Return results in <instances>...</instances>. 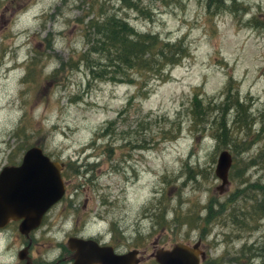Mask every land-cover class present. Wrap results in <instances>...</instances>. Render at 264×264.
Instances as JSON below:
<instances>
[{"label": "rangeland", "instance_id": "obj_1", "mask_svg": "<svg viewBox=\"0 0 264 264\" xmlns=\"http://www.w3.org/2000/svg\"><path fill=\"white\" fill-rule=\"evenodd\" d=\"M113 15L190 56L167 80L93 76L91 20ZM100 56L90 64L110 72ZM32 146L70 164L72 187L98 189L90 228L140 264L198 240L201 264H264L252 211L264 195V0H0V167ZM223 151L233 165L220 193Z\"/></svg>", "mask_w": 264, "mask_h": 264}, {"label": "flooded vegetation", "instance_id": "obj_2", "mask_svg": "<svg viewBox=\"0 0 264 264\" xmlns=\"http://www.w3.org/2000/svg\"><path fill=\"white\" fill-rule=\"evenodd\" d=\"M61 163L64 165V196L45 213L40 225L21 230L22 221H11L0 228V253L8 258L2 264H96L99 253L124 255L131 252L126 244L117 245L113 238L106 240V233L90 228L96 200L93 192L98 189L72 187L66 181L71 166ZM3 168L0 167V172ZM87 181V185L94 187V179ZM201 249L205 251L202 241ZM138 256L141 263L142 256L140 253ZM151 257L155 259L154 254Z\"/></svg>", "mask_w": 264, "mask_h": 264}, {"label": "water", "instance_id": "obj_3", "mask_svg": "<svg viewBox=\"0 0 264 264\" xmlns=\"http://www.w3.org/2000/svg\"><path fill=\"white\" fill-rule=\"evenodd\" d=\"M232 165L230 152H221L216 166V176L222 181L217 187L220 193L230 183ZM63 168V163L52 160L39 146L29 148L20 165L4 167L0 173V228L11 221H22L21 230L38 227L45 213L64 196ZM138 254V250L124 255L99 253L95 263L139 264ZM154 257L158 264H201L207 254L198 241L194 245L177 243L171 249H158Z\"/></svg>", "mask_w": 264, "mask_h": 264}, {"label": "trees", "instance_id": "obj_4", "mask_svg": "<svg viewBox=\"0 0 264 264\" xmlns=\"http://www.w3.org/2000/svg\"><path fill=\"white\" fill-rule=\"evenodd\" d=\"M91 29L94 30V34L99 40L85 53L82 59L83 61L86 59L87 70L95 77L115 80L116 76H121L134 79L136 77L134 74L137 73L142 80H145V84L151 80V75L161 80H167L168 76L165 70L178 66L190 56V49L183 40L171 42L161 39L157 34L138 32L126 20L115 15L107 16L101 22L91 20ZM96 53L101 54L102 60L111 63L110 72L107 71V67L102 69L93 65L92 54ZM142 84L144 87L145 84ZM197 106L200 105L197 104ZM198 113L194 112L195 127L198 126L197 132L204 135L205 129H200L201 122L197 116ZM172 139L177 140L179 136ZM253 202L256 203L252 207L253 217L262 219L255 214L264 215V195L261 196V199L257 198ZM254 248L255 244H252L249 250L253 251ZM259 248V252L264 253V246Z\"/></svg>", "mask_w": 264, "mask_h": 264}, {"label": "bare ground", "instance_id": "obj_5", "mask_svg": "<svg viewBox=\"0 0 264 264\" xmlns=\"http://www.w3.org/2000/svg\"><path fill=\"white\" fill-rule=\"evenodd\" d=\"M229 182H230V180H229ZM229 184H230V183H229ZM228 186H229V185H228ZM228 186H227V187H228Z\"/></svg>", "mask_w": 264, "mask_h": 264}]
</instances>
